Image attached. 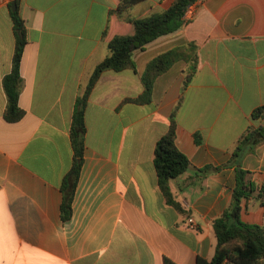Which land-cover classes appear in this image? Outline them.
I'll return each instance as SVG.
<instances>
[{
  "label": "crops",
  "instance_id": "obj_1",
  "mask_svg": "<svg viewBox=\"0 0 264 264\" xmlns=\"http://www.w3.org/2000/svg\"><path fill=\"white\" fill-rule=\"evenodd\" d=\"M119 1H20L25 114L8 122L3 80L12 70L16 36L13 1L0 0V264H164L165 258L196 264L215 255L213 222L231 204L236 169L207 177L195 170L228 163L239 138L264 125L253 117L264 106V0H199L181 30L134 52L136 70L100 76L85 109L83 162L72 215L64 221L77 99L110 54L108 40L133 33L116 13ZM173 1L145 0L119 14L143 18ZM188 43L197 46L199 64L177 114L176 144L191 169L170 183L185 215L166 202L154 153L178 104L186 62L156 79L150 103L133 101L144 93L147 64ZM240 163L264 185V141ZM241 217L264 225V195L243 200Z\"/></svg>",
  "mask_w": 264,
  "mask_h": 264
},
{
  "label": "trees",
  "instance_id": "obj_2",
  "mask_svg": "<svg viewBox=\"0 0 264 264\" xmlns=\"http://www.w3.org/2000/svg\"><path fill=\"white\" fill-rule=\"evenodd\" d=\"M16 3V10H11L16 36V48L13 57L11 72L4 77L3 86L7 97V107L4 117L8 122H17L25 114L19 106V97L23 87L21 76V62L24 48L27 43L25 22L20 15V1ZM145 0H120L116 10L119 18L133 27V33L127 35L116 34L108 40L110 54L95 68L83 94L77 99L72 122V146L74 150V164L63 183L64 201L62 204V218L67 221L72 215V202L79 178L83 155L85 150L84 136L86 133L85 109L92 89L100 76L108 70L120 72L131 69L136 70L133 54L137 50L144 49L152 41L181 30L189 21L185 20L188 9L198 0H174L165 11L154 13L143 18H125L119 13L127 10L136 3ZM107 29L104 38L107 36ZM178 61L186 62L184 81L181 95L172 115L168 132L162 136L156 144L154 153V166L156 169L158 184L164 194L166 202L175 207L180 213L189 215L182 205L177 202L171 192L170 183L191 169L188 157L179 150L176 144L177 114L184 102V95L189 85L198 72L199 55L194 43L175 47L166 51L148 64L141 76L144 85V93L133 102L147 104L152 101V92L156 79L167 72ZM254 118H264V106L254 111ZM196 142L201 143L199 134L195 135ZM264 141V125L250 130L242 135L228 163L222 166H205L196 169L200 176L218 173L223 168L235 167L236 184L233 189L230 206L223 214L214 220L217 245L212 259L198 257L196 264H264V225L249 224L242 220V202L245 199L257 197L262 199L264 185L259 187L253 180L251 172L242 168L240 159ZM164 264H176L165 258Z\"/></svg>",
  "mask_w": 264,
  "mask_h": 264
},
{
  "label": "built area",
  "instance_id": "obj_3",
  "mask_svg": "<svg viewBox=\"0 0 264 264\" xmlns=\"http://www.w3.org/2000/svg\"><path fill=\"white\" fill-rule=\"evenodd\" d=\"M198 1H199V0H198ZM198 1H197V2H198ZM197 2H196V3H197ZM196 3H194V4L188 9V11L186 12L185 20H187V21L190 20V18H191V16H192L193 8H194V6H195ZM188 225H189V227L192 228V229H195V228H196V222H195V220H194L192 217H189V218H188Z\"/></svg>",
  "mask_w": 264,
  "mask_h": 264
},
{
  "label": "water",
  "instance_id": "obj_4",
  "mask_svg": "<svg viewBox=\"0 0 264 264\" xmlns=\"http://www.w3.org/2000/svg\"><path fill=\"white\" fill-rule=\"evenodd\" d=\"M12 10H16V3L15 2L12 3Z\"/></svg>",
  "mask_w": 264,
  "mask_h": 264
}]
</instances>
